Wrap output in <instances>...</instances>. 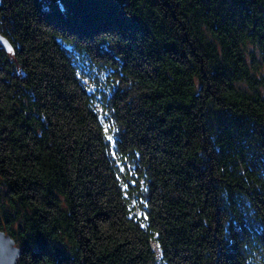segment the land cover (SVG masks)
I'll return each instance as SVG.
<instances>
[{"label":"trees","instance_id":"1","mask_svg":"<svg viewBox=\"0 0 264 264\" xmlns=\"http://www.w3.org/2000/svg\"><path fill=\"white\" fill-rule=\"evenodd\" d=\"M0 35L16 264H264V0H0Z\"/></svg>","mask_w":264,"mask_h":264},{"label":"water","instance_id":"2","mask_svg":"<svg viewBox=\"0 0 264 264\" xmlns=\"http://www.w3.org/2000/svg\"><path fill=\"white\" fill-rule=\"evenodd\" d=\"M0 45L7 51L10 50L8 41L0 35ZM19 248L13 239L0 229V264H16Z\"/></svg>","mask_w":264,"mask_h":264},{"label":"snow or ice","instance_id":"3","mask_svg":"<svg viewBox=\"0 0 264 264\" xmlns=\"http://www.w3.org/2000/svg\"><path fill=\"white\" fill-rule=\"evenodd\" d=\"M61 7H62V5H61Z\"/></svg>","mask_w":264,"mask_h":264}]
</instances>
